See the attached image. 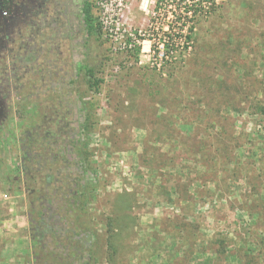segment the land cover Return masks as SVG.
I'll return each instance as SVG.
<instances>
[{
    "label": "rangeland",
    "instance_id": "1",
    "mask_svg": "<svg viewBox=\"0 0 264 264\" xmlns=\"http://www.w3.org/2000/svg\"><path fill=\"white\" fill-rule=\"evenodd\" d=\"M87 1L96 33L71 15L34 23L29 0L0 20V221L23 237L11 264H85L87 229L91 264H264V0ZM221 136L235 142L209 164L196 144Z\"/></svg>",
    "mask_w": 264,
    "mask_h": 264
},
{
    "label": "trees",
    "instance_id": "2",
    "mask_svg": "<svg viewBox=\"0 0 264 264\" xmlns=\"http://www.w3.org/2000/svg\"><path fill=\"white\" fill-rule=\"evenodd\" d=\"M83 18H84V25H85V31L88 34L91 33H96L99 30V27L97 26V24L94 23L93 20V16H92V4L90 2H86L84 8L81 10ZM191 31L192 29H188L187 30V34H184V29L181 30V39L183 43L187 44L188 42L191 41ZM141 40H143V38H140ZM168 41L171 40V37L168 36L167 37ZM144 40H147V38L144 37ZM130 41V40H129ZM134 54L139 52V48H134ZM212 70V66L210 64H206V63H202L199 65V69L197 70V73H199L201 76H203V79L196 82L197 85L202 86V87H206L208 90V93H210L213 96V91L211 90L210 87H212V84H208L207 81V76L208 73L211 72ZM77 71L78 72H83L85 78L87 79V89L89 92L91 93H97L100 89V85L103 83L102 79L97 78V70L94 67L91 66H87V65H79L77 66ZM193 76H196V73L193 74ZM194 82V81H193ZM196 87V86H195ZM213 89V88H212ZM92 107V106H91ZM82 111L84 112V114H82L81 118H80V127L81 130L83 132H89V130L91 129V124L89 123V116L88 114H85V108H82ZM165 118H163L162 116L159 117V120H163ZM167 126L171 127L169 125V122L167 124ZM166 123H165V127L167 128ZM168 127V128H169ZM223 137H219V138H213L211 140V142L207 143L206 141H199L196 144V153H197V149L199 153H204L206 155H210V158H205L207 160V162L213 163V161L218 160V158L223 155L224 153H227V151H230V145L231 143L235 142V140H232L231 137L229 136V141L226 140L225 142H230L227 143V145H225L222 141H223ZM177 145L179 148H182V152L185 154L190 155L192 153L191 147L192 144H190V142H188V140H183L180 142H177ZM85 149L84 145H83V150ZM201 151V152H200ZM81 156L83 157L81 162L77 163V170L78 171H83L84 167H88V159H89V154L87 152H81ZM84 154V155H83ZM77 157V156H76ZM79 159V157L77 158ZM91 173L86 175V181H87V185L90 187L94 186L95 180L92 178V176L90 175ZM187 224L183 223L180 229V233L183 235L184 234L187 235L189 234V230H187ZM84 238L87 239V242L84 245V248H86L87 254H84V257H82V262L85 264H91V244L88 241L92 240V232L89 231V229H87L84 233ZM79 235H77L78 237ZM188 241V240H187ZM115 250L113 249V246L109 245L108 246V261L111 262V258L114 254Z\"/></svg>",
    "mask_w": 264,
    "mask_h": 264
},
{
    "label": "flooded vegetation",
    "instance_id": "3",
    "mask_svg": "<svg viewBox=\"0 0 264 264\" xmlns=\"http://www.w3.org/2000/svg\"><path fill=\"white\" fill-rule=\"evenodd\" d=\"M20 1L22 2V0ZM86 2L88 1L81 0L79 4L77 0H29V5L31 6L30 9L33 10L34 23L36 22L37 24H39L40 21L46 20L44 15H47L48 12L49 13L51 12V13H55V17L59 21L63 20L65 23L69 22V19L71 18L70 15L74 16L73 18L75 20L77 19L80 25L82 26V28L85 30L84 18H83L81 10L84 8ZM2 8H3V0H0V12ZM73 9L74 11L72 12ZM0 20H4V19L0 17ZM50 26H52V23H50ZM4 59H6L5 56L0 57V60H4ZM41 141L42 139L38 138V142L40 143ZM44 143L46 144L45 140H44ZM58 155L59 157H64V156L68 157L67 151L64 149L59 150ZM73 158L74 156H72V159Z\"/></svg>",
    "mask_w": 264,
    "mask_h": 264
},
{
    "label": "crops",
    "instance_id": "4",
    "mask_svg": "<svg viewBox=\"0 0 264 264\" xmlns=\"http://www.w3.org/2000/svg\"><path fill=\"white\" fill-rule=\"evenodd\" d=\"M15 219V217L2 218L0 221V264H11L12 257H19L17 249L20 243L22 245L23 242L21 241L23 237L16 234V226L18 227L19 224H16V226L12 228L10 226L16 222ZM7 223L8 226H6ZM26 248H28V246Z\"/></svg>",
    "mask_w": 264,
    "mask_h": 264
},
{
    "label": "built area",
    "instance_id": "5",
    "mask_svg": "<svg viewBox=\"0 0 264 264\" xmlns=\"http://www.w3.org/2000/svg\"><path fill=\"white\" fill-rule=\"evenodd\" d=\"M11 0H3V8L0 12V17L4 20L10 19L16 14V10H14L13 4L10 3ZM144 0H142L143 2ZM161 3L159 0L157 1V4ZM168 28H172L171 26H167ZM143 40L141 42H144V37H142Z\"/></svg>",
    "mask_w": 264,
    "mask_h": 264
}]
</instances>
